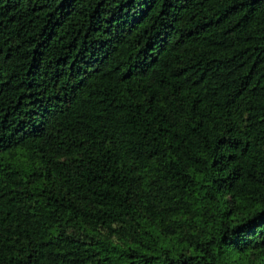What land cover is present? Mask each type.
<instances>
[{"label":"trees","instance_id":"16d2710c","mask_svg":"<svg viewBox=\"0 0 264 264\" xmlns=\"http://www.w3.org/2000/svg\"><path fill=\"white\" fill-rule=\"evenodd\" d=\"M0 264H264V0H0Z\"/></svg>","mask_w":264,"mask_h":264}]
</instances>
